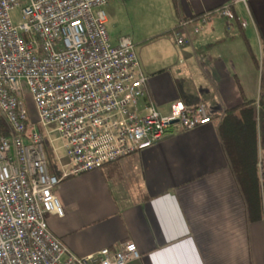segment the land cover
<instances>
[{"label": "crops", "instance_id": "crops-1", "mask_svg": "<svg viewBox=\"0 0 264 264\" xmlns=\"http://www.w3.org/2000/svg\"><path fill=\"white\" fill-rule=\"evenodd\" d=\"M176 1L177 9L172 0H112L107 31L113 43L125 36L119 22L129 9L140 22L137 32L129 24L130 35L145 45V66L138 63L146 101L162 115L176 101L203 104L212 123L171 128L152 147L63 179L54 193L65 214L45 216L49 231L78 257L133 243L139 257L128 264H264V220H247L219 137L225 111L234 109L257 148L264 187V0L234 4V21L214 18L213 30L193 34L188 25L184 45L172 35L180 20L233 0ZM241 20L250 25L241 28ZM66 164L63 153L55 173Z\"/></svg>", "mask_w": 264, "mask_h": 264}, {"label": "built area", "instance_id": "built-area-1", "mask_svg": "<svg viewBox=\"0 0 264 264\" xmlns=\"http://www.w3.org/2000/svg\"><path fill=\"white\" fill-rule=\"evenodd\" d=\"M112 0H0V264H128L135 244L78 257L49 231L45 216L62 217L54 188L65 178L101 168L160 142L169 129L190 132L212 123L203 104L182 101L160 114L146 101V76L132 39L113 43L105 7ZM231 4L180 20L178 45L234 21ZM241 20V28L248 27ZM37 111L32 123L25 95ZM36 124L38 127L33 126ZM50 125L62 140L66 169L51 174L44 145ZM52 151L56 150L51 147ZM56 155V154H55ZM59 157H56V162Z\"/></svg>", "mask_w": 264, "mask_h": 264}, {"label": "trees", "instance_id": "trees-1", "mask_svg": "<svg viewBox=\"0 0 264 264\" xmlns=\"http://www.w3.org/2000/svg\"><path fill=\"white\" fill-rule=\"evenodd\" d=\"M172 4L177 9V1L172 0ZM199 16L194 17V19ZM242 37L252 61L257 66L256 56L246 37L244 35ZM263 94L261 84L260 95ZM233 110L225 111L220 124L219 137L223 152L245 201L247 220L249 222H257L264 220V187L262 184V172L258 164L257 148L248 144L242 124L232 117ZM0 135H8V130L1 118ZM44 151L49 172L54 174L56 166L55 154L47 143L44 145Z\"/></svg>", "mask_w": 264, "mask_h": 264}, {"label": "rangeland", "instance_id": "rangeland-1", "mask_svg": "<svg viewBox=\"0 0 264 264\" xmlns=\"http://www.w3.org/2000/svg\"><path fill=\"white\" fill-rule=\"evenodd\" d=\"M123 17V18H122ZM129 19L131 21H129ZM136 24V26L134 27V31L137 32L138 30V24L140 23L139 21L135 20L130 12V10L128 9L127 12H124V14L121 16L120 18V29L122 30L123 34L130 36V38L133 41L134 44V50L136 53V57L140 63V65L145 66V45L142 43H136L137 39H135V37H132L130 35V30H129V24ZM169 43V42H168ZM174 43V42H172ZM170 45L172 46V44H168V46L170 47ZM145 74V73H144ZM26 98V109L27 112L29 114L30 117V121L32 123H36L37 121V111H36V107L35 104L32 100V97L30 94H26L25 95ZM33 126L38 127L36 124H34ZM47 129L44 131L50 140V145L51 147H53L56 152L55 154L61 158L63 157V148H62V140L60 139V137L58 136V133L56 132V127L54 125H50L49 127H46ZM56 157V156H55ZM57 165V162H56Z\"/></svg>", "mask_w": 264, "mask_h": 264}]
</instances>
